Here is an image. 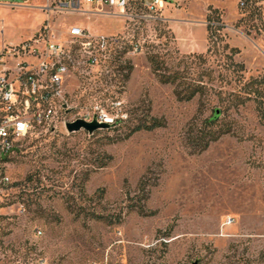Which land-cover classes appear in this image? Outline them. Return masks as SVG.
<instances>
[{"label":"rangeland","instance_id":"obj_1","mask_svg":"<svg viewBox=\"0 0 264 264\" xmlns=\"http://www.w3.org/2000/svg\"><path fill=\"white\" fill-rule=\"evenodd\" d=\"M240 1L166 0L149 18L143 0L123 14L0 0V43L28 37L40 18L119 39L97 63L76 54L66 111L11 154L0 264H264V0ZM150 54L183 93L198 92L179 100ZM97 103L118 114L111 127L67 131ZM152 117L163 125L132 130ZM210 118L225 132L192 152Z\"/></svg>","mask_w":264,"mask_h":264},{"label":"built area","instance_id":"obj_2","mask_svg":"<svg viewBox=\"0 0 264 264\" xmlns=\"http://www.w3.org/2000/svg\"><path fill=\"white\" fill-rule=\"evenodd\" d=\"M166 0H143L151 13L149 18H159ZM43 9L53 11H89L91 13H125L130 0H44ZM245 0L240 1L243 6ZM156 13V14H154ZM118 38L99 35L93 37L78 26L54 30L49 23L17 43H0V215L9 194L11 178L6 170L11 154L19 142L32 134L38 126H54L66 111L65 80L76 63V54L88 64L97 63L112 54L111 45ZM137 53L138 42L131 45ZM78 56V57H79ZM118 104V102H114ZM76 118L87 121L96 118L111 124L118 114L109 112L101 104L92 110L79 113ZM234 221L224 218V225ZM40 233L39 230L36 231ZM44 264V259H39Z\"/></svg>","mask_w":264,"mask_h":264},{"label":"trees","instance_id":"obj_3","mask_svg":"<svg viewBox=\"0 0 264 264\" xmlns=\"http://www.w3.org/2000/svg\"><path fill=\"white\" fill-rule=\"evenodd\" d=\"M243 6H248L247 1L245 0V3ZM213 25V22L210 20L207 25V29L209 30ZM208 37L211 38V33H208ZM148 61L151 65V68L155 75L157 76L158 80L162 83H171L174 84L175 86V95L179 100H190L197 92L198 88L197 87H190L186 89V93H183V88L180 87V84L177 82V75L176 74H170V73H164L161 71L160 66H159V61L157 60L156 55L150 54L148 55ZM128 76V74L125 75V77ZM213 118L216 117V115L212 116ZM213 118L208 119L205 121V128L206 131H202L200 135H195L194 138V149L192 152H202L205 150L211 142L216 141L222 133L225 131H217L213 130ZM163 122L162 120H159L155 117H152L149 121H144V122H139L133 127V131L140 130V129H146V130H152L156 127L162 126ZM189 146L192 147V143L189 142ZM140 187L143 188L142 184H140ZM145 199L148 197V193H145ZM137 212L140 214L146 215L149 214V212L145 211L143 208V205H138L134 207ZM92 217L94 218H99L102 219L104 218L102 215L92 213Z\"/></svg>","mask_w":264,"mask_h":264},{"label":"water","instance_id":"obj_4","mask_svg":"<svg viewBox=\"0 0 264 264\" xmlns=\"http://www.w3.org/2000/svg\"><path fill=\"white\" fill-rule=\"evenodd\" d=\"M65 127L69 132L79 131L83 129L88 133H92L98 129H107L111 127V124L106 122H99L96 120V118H93L92 120L89 121L82 118H76L72 121L66 122Z\"/></svg>","mask_w":264,"mask_h":264},{"label":"crops","instance_id":"obj_5","mask_svg":"<svg viewBox=\"0 0 264 264\" xmlns=\"http://www.w3.org/2000/svg\"><path fill=\"white\" fill-rule=\"evenodd\" d=\"M26 1V0H25ZM41 2L37 5V6H30V7H34V8H38V9H40V11L41 12H45V13H47L44 9H43V7H44V5H45V2H44V0H40ZM29 6V5H28ZM55 12H59V11H55ZM44 18H40L39 19V21H38V25L36 26V27H34L33 28V30H32V33H34L35 31H37L40 27H41V25H42V23L44 22ZM31 33V34H32ZM30 34V35H31ZM29 35V36H30ZM21 41V40H20ZM2 42V41H1ZM11 43V42H10Z\"/></svg>","mask_w":264,"mask_h":264}]
</instances>
